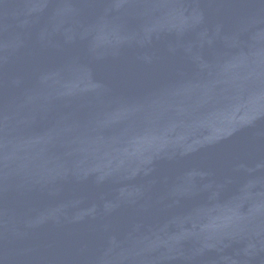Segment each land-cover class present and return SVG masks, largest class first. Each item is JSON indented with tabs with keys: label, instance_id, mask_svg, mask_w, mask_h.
Wrapping results in <instances>:
<instances>
[{
	"label": "water",
	"instance_id": "95a60500",
	"mask_svg": "<svg viewBox=\"0 0 264 264\" xmlns=\"http://www.w3.org/2000/svg\"><path fill=\"white\" fill-rule=\"evenodd\" d=\"M0 264H264V0H0Z\"/></svg>",
	"mask_w": 264,
	"mask_h": 264
}]
</instances>
